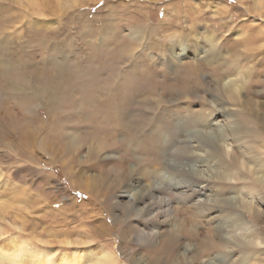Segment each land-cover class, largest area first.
I'll return each instance as SVG.
<instances>
[{"label": "rangeland", "instance_id": "obj_1", "mask_svg": "<svg viewBox=\"0 0 264 264\" xmlns=\"http://www.w3.org/2000/svg\"><path fill=\"white\" fill-rule=\"evenodd\" d=\"M260 1L0 0V31L12 40V53L25 52L22 59L0 62V245L15 241L14 255L23 264H59L74 253L87 260L104 250L117 257L113 264H176L167 247L170 234L211 247L213 237L204 224L217 211L205 208L222 196L239 201L240 207L236 205L244 220L264 234V223L258 224L240 202L244 198L248 205L264 211L260 183L244 169L238 175L245 179L228 176L222 177L225 182H213L216 157L207 151L209 145L197 148L194 139L187 138L194 155L185 167L196 179L197 191L162 182L160 195L173 202V216L163 223L161 210L151 205L152 198L137 200L157 183L153 174L144 176L142 168L151 171L160 162L172 171L179 163L170 161L166 153L172 152L177 160L185 152L173 140L166 143L162 136H149L144 124L151 120L156 98L169 111L208 121L209 140L216 142V129L222 132L236 118L243 119L241 102L249 96L255 102L251 123L264 134ZM22 13L31 15V20L24 23ZM28 21L31 27L24 32ZM138 28L142 35L135 32ZM36 34L45 38L37 41ZM206 34L213 41L205 40ZM20 36L22 41L31 39L26 49L17 47ZM177 41L183 42V49ZM209 46L222 57L219 70L243 83L239 101L207 87L206 82L218 76L217 62L204 61ZM178 51L176 57L172 55ZM190 65L197 66L198 80L203 83L195 91H190L194 77ZM3 66L10 70L13 88L5 86ZM27 85L48 90L46 98L32 99ZM50 94L55 95V103L49 101ZM219 105L225 115L213 111ZM189 110L193 112L188 115ZM123 123L136 133L127 136ZM232 137L220 136L223 155L249 141V155L260 157L264 138L251 135L231 143ZM124 168L131 175L124 177ZM218 188L224 189L223 195L217 194ZM198 194L201 199L194 205ZM220 204L217 220L223 221L226 206ZM200 220L203 225L192 232L190 227ZM172 223L190 230L180 232ZM157 227L165 228L160 242L149 234ZM227 230L221 234L231 239L233 232ZM189 255L193 256L192 251ZM205 263L264 264V243L242 250L223 245L190 261Z\"/></svg>", "mask_w": 264, "mask_h": 264}, {"label": "bare ground", "instance_id": "obj_2", "mask_svg": "<svg viewBox=\"0 0 264 264\" xmlns=\"http://www.w3.org/2000/svg\"><path fill=\"white\" fill-rule=\"evenodd\" d=\"M43 1L40 0V2H43ZM37 2H35V4ZM260 2H262L261 3L262 4V10L264 12V0H262ZM39 10H42V8H39ZM21 16H22L21 19L24 18V23H26L25 21H27V20H31V19H29V17L31 16L29 14H26V16H24L22 13ZM28 25L30 26L29 21H28L27 25L26 24L23 25V28L25 29L24 32H26L27 30L29 31ZM135 32H137L138 35H142V28L135 29ZM2 34H4V33H3V30L1 29V31H0V62L4 63V65H5L6 62L8 63V62H13L14 60L22 59L23 56L25 55V52L22 53V50H24V49H20V52L12 53L10 51V47H12V40L9 39L8 35H2ZM204 37H205V40H207L208 42L213 41L212 35L206 34ZM16 38L19 39L18 40L19 42H17V47L19 45L20 47H24L25 49L27 47L25 43H28L31 40L30 37L26 38L24 41L21 40V36L16 37ZM34 39L37 41L39 40L40 42L43 40L41 34H36V37ZM140 41H142V40H140ZM176 43L178 44V46L181 49H183V42L177 41ZM207 46H208V44H207ZM218 52L219 51L217 49H215L214 46H209V48H207L205 50V55H204L205 60L204 61L211 63V64L213 61L215 63L217 62V65H215L216 67H214V68L215 69L217 68L216 73L218 75V76L214 77L213 79H209L206 82V85L210 89V91L212 90L211 92L219 91L220 94L222 93L223 95H226V97L229 100L239 101L240 91L244 85L242 82L239 83L237 81L236 76L232 77L228 72L223 73L221 70H219V66L223 62H222V57H221L220 53H218ZM178 54H179V51H178V53L174 52V54H172V55L176 57ZM206 65L207 64H205V66ZM196 67L190 65V69H188L191 71L193 70V75H194L192 85L190 87V91L191 90L195 91V88L200 89V88H202L201 85H203V83H201L198 80V77H199L198 74L199 73L197 74V70H196L197 68ZM7 68L8 67L3 66V69H6V71H4V72L1 71L2 73H4L3 78L7 82V84H5V86L7 88H9V87L13 88L14 86H13L11 79L9 78L10 75L8 73L10 70ZM216 73L213 71L212 74L215 75ZM186 81H187V78L184 82H186ZM27 86L31 89V93L33 94L32 99L44 98L47 95L48 90L46 91V89L43 87H36V86L33 87L32 85H27ZM185 90H186V88H185ZM211 96H212L211 98L213 100H215V94L213 95V93H211ZM49 101L51 103H55L57 101L55 95H54V97L52 96V98L49 99ZM208 103H209L208 106H211L210 102H207V104ZM254 104H255V102L253 101V98H251L249 96L243 98L241 105H242V109H243L244 113H242V115L240 116L243 119H237L236 115L231 113L230 116L232 118L235 116L236 119L233 122H230L231 125L229 123L226 127L222 128V132H220L218 129H216L217 134H215V136L217 137L218 140L216 142H210V140H209L210 134L208 133V131H206V125L209 124L208 121L202 120L199 118L191 119L189 116H187L185 114L182 115L181 113L174 112L173 109L171 111H169V110H167L166 104L162 101V99L156 98L155 104H152V105H154V107L153 106L151 107V110H152L151 120H148L144 124L145 128H147V131L149 132V136H152L154 138L162 136L165 139L164 141L166 143L167 142L172 143L173 141H174L173 144L179 143L181 146L184 147L185 152L183 155L184 157L180 156V157H178L177 160L175 159L176 158L175 154H173L172 152L168 151L166 153L167 154L166 156L170 159V161H174L175 163L176 162L179 163V165H176V168L172 171L167 170V168L163 164H160V162L157 163L159 165H157V167H154V170H151V171H149L146 168L147 166L146 167L144 166L142 168V170H143L142 174L144 176H148L150 173L153 174L154 181L157 183L150 185L151 190L149 191V193L147 195L145 194L144 191H142L140 193V195L138 196L137 200H143L144 196H145V198H146V196H148V198H152L153 200H152L151 205H154L158 208V210H161L160 216H162V218H164V219L160 222L163 223V222H165L166 218H171V214L173 211L171 203L173 204V202L171 201L170 197L165 198L163 195H160L162 193L163 186H165L164 183L163 184H161V183L162 182L170 183L173 187H177L178 189H183V188H187V187L192 188L193 187L192 190H196L194 188V183L197 181L195 178L192 177L193 175L190 173L191 170L189 168L185 167L187 165V162L189 160H192V157L194 155L193 150H192L193 147L190 145V140H187V138L188 139H194L195 141H197L199 143L197 145L198 146L197 148H201V147H204L205 145H209L210 148L209 149L207 148L208 149L207 151L209 153H211V156L216 157L215 163H216V168H218L215 171L216 174L214 176H212V177H214V178H212L213 182L218 181V180L225 182L222 179V177L224 179H226V177H228V176L233 178L234 180H237V181L241 180V179H245V176H242V178H241L238 175V173L242 172V169H244L246 172V175L251 174L252 176H254L255 179L260 183L261 187L264 189V159H261V156H264V142L259 144V147L261 148V150H259L260 151L259 152L260 157L257 155H256V157H253L252 154L249 155L251 152L250 145L248 143L249 141L248 142L244 141L246 146H243L242 144L236 145V147H234L231 150V152L228 153V156L222 154V152L220 150V148H222V147L219 144L220 136L222 138H224L225 136H233L232 139H230L231 143L239 141L240 139H247V138L251 137V135L256 136L258 139L264 138V134L262 135V132L259 131L261 129L258 130L255 127L257 124L253 127V125L251 123L252 121L250 120V118L252 117L253 112H254ZM118 110H120V109H118ZM121 111L125 112L124 109ZM213 111L217 112L218 114L222 113V115H225L223 106H221V105H219L218 108H217V106H215ZM192 112L193 111L189 110L188 115L192 114ZM175 118H177L178 121H173V119H175ZM116 123L117 122H115V126H116ZM123 128L125 131L122 130V132L126 133V135L128 134L127 136H131L130 132L132 134L136 133V131H132L131 128L129 131V127L127 125H125L124 123L122 124V129ZM145 128H143V130ZM190 128H192L194 130H191ZM225 128H226V131H225ZM235 135H237V136H235ZM174 138H175V140H174ZM133 139H135V137ZM181 150H183L182 147H181ZM200 156H198V157H200ZM241 156H243V160L241 159ZM200 161H201V158H200ZM242 167H244V168H242ZM226 170H228V172H226ZM122 175L124 177L129 176V175H131V171H129L127 168L126 169L124 168L122 170ZM223 190L220 191V188H218L217 194L223 195V194H221L223 192ZM198 193H200L199 190H198ZM200 196L201 195L198 194V197L193 201V204L195 202H197L199 199H201ZM217 200L220 202L216 201V199H215V200H213L214 202L210 206L205 208L206 211H207V209H212V208H214V210L217 211L215 213V215L212 216L210 219H207V223L204 224V228H206L209 231L208 234H210V237H213V239L211 240L212 246L211 247H205L204 245H201L199 243L191 244L190 243L191 238H189L188 236H187L188 238L186 237L185 239H183V237L181 235L175 236L174 235L175 233L174 234L172 233V234H170V238H169L170 240L167 239V243H168L167 247H168V249H170V251H172L171 255L174 256L173 262H175L176 264H190V261H193L194 259L202 257V256L210 255L214 250L220 249L223 245H228L232 249L233 248H236V249L240 248L242 250V249H245L246 247H249V246L253 247L258 242H259V244L264 243V234L262 232H260L259 230H257L256 228H252L251 226H249V224L244 220L243 214L241 213L240 209L236 205V203H238L239 207H240L239 201L233 202L231 199H229L226 196H222L221 198H218ZM241 201H242L241 206L243 207V209L247 210V212H249V214H252V216H253L252 218L258 224L259 223L263 224L264 223V211H259L256 208H253V206L248 205L249 202L245 201L244 198L242 200H240V202ZM220 203H224V205L226 206V208L225 207L223 208L224 210L222 209L223 210L222 211L223 216H224L223 221L217 220L218 215L220 213L219 208H221ZM203 211H204V208L201 209V212H203ZM218 211H219V213H218ZM172 216H173V214H172ZM195 217L197 219L198 214H196ZM199 222H200V224H199ZM199 222L197 223L198 225H196V224L193 225L195 228L190 227L192 232L197 231V229L201 226V224H202L201 220ZM169 223H170V221H169ZM171 225H172V227H176L177 230H179L180 232H183V233H186L187 230H190V229H185V227L180 226L177 223H172ZM196 227H198V228L196 229ZM161 228L160 227L154 228L155 230L149 233L151 235V237L157 238L159 240V242L161 241L160 239H163L162 230L164 231V229H165V228L164 229L163 228L161 229ZM225 229H228L227 231H229V232L230 231L233 232V233H231V239L226 238L221 234V231H224ZM236 229L239 231L236 232ZM192 245H195V246H194V248L191 249ZM16 247H17V245H16L15 241H13V240H10L8 243H5L4 246L0 245V262H2L4 260H9L10 264H23V262L14 255ZM191 251H192L193 256L189 255V252H191ZM246 253H248V252H246ZM61 259L62 260L59 262V264H113L116 261L117 257L113 253H111L110 251L104 250V251H101V253L99 255H96L94 258H90L87 260H83L81 258V256L77 255L76 253H74L73 256L67 255ZM205 264H207V263H205Z\"/></svg>", "mask_w": 264, "mask_h": 264}]
</instances>
